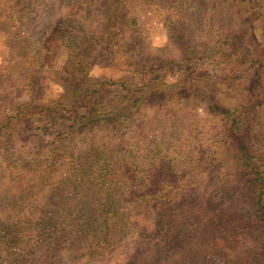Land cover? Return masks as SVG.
Returning a JSON list of instances; mask_svg holds the SVG:
<instances>
[{
  "label": "trees",
  "instance_id": "trees-1",
  "mask_svg": "<svg viewBox=\"0 0 264 264\" xmlns=\"http://www.w3.org/2000/svg\"><path fill=\"white\" fill-rule=\"evenodd\" d=\"M80 1L0 0V264L101 256L148 211L126 264H264L262 2L109 0L96 32ZM128 3L159 16L176 55L146 45Z\"/></svg>",
  "mask_w": 264,
  "mask_h": 264
},
{
  "label": "rangeland",
  "instance_id": "rangeland-1",
  "mask_svg": "<svg viewBox=\"0 0 264 264\" xmlns=\"http://www.w3.org/2000/svg\"><path fill=\"white\" fill-rule=\"evenodd\" d=\"M128 1L130 2L132 0ZM260 1L262 3L260 4L259 8L260 13L262 14L264 13V0ZM80 2L88 11L91 24L93 28L96 29V32L102 31L105 24V17L103 16V13L108 7L109 0H81ZM69 4L70 2H65V4L61 5L58 10L51 13H44L43 15L41 14L40 17L35 20L32 26L33 37L39 35V30L42 28L43 23H48L51 19L57 17L58 13L66 12V10L70 7ZM128 6L134 17L138 19V25L145 35L144 37L146 40V45L150 48L161 49L165 53L176 55L175 44L174 42L168 41L166 30L159 22V16L156 13H150L148 10V5L145 6L137 3H128ZM165 13L168 17H170V12H167L166 9ZM245 19L248 20L250 27L253 28L259 27L261 23V17L253 11L246 14ZM4 34L5 30L0 29V71L4 69L8 63V53L3 44ZM62 60V58L58 59V65L61 64ZM90 74L93 76H98L101 74L108 75L110 73L106 69L95 66L90 71ZM215 93H217V91ZM236 93L237 91L235 92L231 90L226 91L224 95L232 102L236 97ZM4 96L9 103H15L18 101V90L14 88L7 89L4 92ZM218 97L222 98L221 95H219ZM188 123H190L191 128L200 133V135L209 133L211 129V124L205 118V111L202 107H195L192 110V114L190 115ZM205 138H207V136H205ZM166 183L168 184V181ZM134 207L137 208L135 209L137 211H147V206ZM152 213L148 211V213L144 215L145 217H147V219H142V217H140V219L137 220L135 218L136 222H133V224L130 223L132 219L130 217L127 218L129 221V225H127L128 227H125L123 230H120L122 224H119L117 226L119 233L116 234L117 238H113V240L110 242L108 246V253L102 254L101 256L95 254L89 255L85 253L84 250L82 251V254H79L78 256L76 255V253L70 254L68 256L70 260L69 262L66 261L67 259L65 258V256L61 258L66 261V264H126L125 260L128 258L127 255L131 253L138 242L143 241V237L149 234L152 219L154 216ZM186 215H188V213H186L185 216ZM178 264H182V262H179Z\"/></svg>",
  "mask_w": 264,
  "mask_h": 264
}]
</instances>
